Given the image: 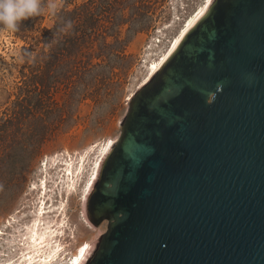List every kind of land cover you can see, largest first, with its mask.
Returning a JSON list of instances; mask_svg holds the SVG:
<instances>
[{
  "label": "water",
  "instance_id": "obj_1",
  "mask_svg": "<svg viewBox=\"0 0 264 264\" xmlns=\"http://www.w3.org/2000/svg\"><path fill=\"white\" fill-rule=\"evenodd\" d=\"M127 103L88 264H264V0H215Z\"/></svg>",
  "mask_w": 264,
  "mask_h": 264
},
{
  "label": "rangeland",
  "instance_id": "obj_2",
  "mask_svg": "<svg viewBox=\"0 0 264 264\" xmlns=\"http://www.w3.org/2000/svg\"><path fill=\"white\" fill-rule=\"evenodd\" d=\"M203 1L40 0V14L19 24L24 30L15 34L0 28V125L14 110L19 119L7 128L12 136L0 138V264H16L34 252L29 240L43 184L52 209L47 230H58L59 208L65 207L69 262L83 246L96 249L107 220L94 224L88 217L84 184L89 171L67 193V181L60 184L55 169L45 172L46 165L58 157H78L91 144L99 150L108 141L114 144L128 100ZM84 18L96 30H88L89 38L78 37ZM63 19L68 39L77 37L71 54L56 55L63 45L58 37L50 51L41 53L44 28L57 29ZM29 45L33 50L23 52ZM23 98V106L15 105Z\"/></svg>",
  "mask_w": 264,
  "mask_h": 264
},
{
  "label": "bare ground",
  "instance_id": "obj_3",
  "mask_svg": "<svg viewBox=\"0 0 264 264\" xmlns=\"http://www.w3.org/2000/svg\"><path fill=\"white\" fill-rule=\"evenodd\" d=\"M214 1L215 0H204L195 9L183 29L178 32L177 36L171 41L164 54L154 63L150 72L148 73V76L142 84L143 86H145L158 72V70L175 51L182 39L198 22V20L203 16V14ZM142 87H140L138 90H140ZM112 144L113 141H108L100 150L98 149L99 146L97 144H91L83 149L78 157H72L67 160L64 157H58L51 161L50 166H48V164L46 165L45 172L49 173L50 170L55 169V171L58 173V179H61L60 184L67 181L66 191L68 193L75 191L78 184H82L84 182L89 171V177L86 179L87 181L84 184V195L85 199L88 200L95 190L102 166L109 152L111 151L113 146ZM94 156H97L98 158L97 161L92 162ZM43 178H47V176H43ZM47 195V184H43L41 186V197L39 204H37L35 207L37 219L34 225L33 235L29 240V245L31 249L34 250V252L30 251L24 254L22 259L16 264H88L95 251L94 245H86L81 247L73 261L69 262V256L66 253V242L70 236H68L66 217L62 219L65 207L63 209L62 207L59 208V212H61L57 226L58 230L53 233L52 231L47 230L46 225L49 222V214L52 212V209L47 205L46 202ZM41 230L44 231L40 234ZM5 264H10V262Z\"/></svg>",
  "mask_w": 264,
  "mask_h": 264
},
{
  "label": "trees",
  "instance_id": "obj_4",
  "mask_svg": "<svg viewBox=\"0 0 264 264\" xmlns=\"http://www.w3.org/2000/svg\"><path fill=\"white\" fill-rule=\"evenodd\" d=\"M89 10H91V9L90 8H86L85 9V12L89 14ZM83 17H84V15H83ZM88 18L89 19L90 18L93 19V18H95V16H93L92 14H90ZM88 18L87 19L84 18L83 20H81V21H83V24L85 23V25H84L83 30L81 31V35L82 36L81 35H78V37H80V38L81 37L82 38H89L90 37V32H88V30H91L93 34L96 33V30L95 29H92V26L90 25V23H87ZM77 20H79V19H77ZM66 24L67 23H66L65 19H63L59 23V27L57 29L54 28V27H52V28H44L42 35H43V38H44L43 42H44V44H46V46H44V49L41 50V53L44 54V53L50 51L51 50L50 49V45H51L52 39L58 37V38H60V39L63 40L62 41L63 42V45H62L61 48L58 49L59 51L57 52L56 55H58V54H61V55L62 54H71V46H72V44L75 43V39L77 37L76 36H73V38L70 39L71 41L68 39V37H67L68 35L66 34V31H65ZM19 30H24V29H23V27H18V29L16 31H14L15 34H17V32H19ZM102 45L105 46V42L102 43ZM32 50H33L32 49V45H29L28 47L22 46V51L23 52H28V51H32ZM98 56H100V55H98ZM53 58L55 59L56 56H54ZM24 100H26V98H23L21 100H17L16 103H15V105L21 104V106H23V103L22 102ZM15 113L16 112L14 110V112L11 113V115L9 117H6L4 119V121H3V123L0 125V128L2 130L1 131V134H0L1 140L2 139H5L9 135L12 136V132L11 131H8L7 128H8V126H16L17 125V122H18L19 119H17L18 118L17 117V113L16 114ZM6 133H9V135H6ZM13 142L14 143H17L15 141H13Z\"/></svg>",
  "mask_w": 264,
  "mask_h": 264
},
{
  "label": "clouds",
  "instance_id": "obj_5",
  "mask_svg": "<svg viewBox=\"0 0 264 264\" xmlns=\"http://www.w3.org/2000/svg\"><path fill=\"white\" fill-rule=\"evenodd\" d=\"M40 12V0H0V28L16 31L23 20Z\"/></svg>",
  "mask_w": 264,
  "mask_h": 264
}]
</instances>
